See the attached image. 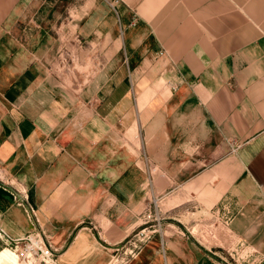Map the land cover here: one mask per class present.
<instances>
[{
    "label": "crops",
    "instance_id": "obj_1",
    "mask_svg": "<svg viewBox=\"0 0 264 264\" xmlns=\"http://www.w3.org/2000/svg\"><path fill=\"white\" fill-rule=\"evenodd\" d=\"M115 1L77 0L57 46L47 0H0V227L115 264L153 195L264 264V0ZM67 59L86 83L59 77ZM208 251L166 229L126 264Z\"/></svg>",
    "mask_w": 264,
    "mask_h": 264
},
{
    "label": "rangeland",
    "instance_id": "obj_2",
    "mask_svg": "<svg viewBox=\"0 0 264 264\" xmlns=\"http://www.w3.org/2000/svg\"><path fill=\"white\" fill-rule=\"evenodd\" d=\"M43 0H39L35 4L34 7H40ZM47 7H54L57 12L53 16L55 21H58V25L60 27L53 30V34L55 39H57V46L61 44V36L68 35L70 32L72 34V29L70 28H62L61 24L63 20H67L72 15L73 18L76 17L77 13L75 7L77 6V0H66L63 3L59 2L58 4H54L51 0H47ZM58 7V8H57ZM73 11V12H72ZM28 22H26V25ZM35 29H32L34 31ZM31 27L27 29V36H30L32 33ZM22 43H26L25 38L22 39ZM57 57V55H55ZM77 61H72L71 59H67L65 61V66L70 70L64 76L60 75L63 82L68 85H74L75 82L80 78L81 84L90 78V76H82L79 77L76 74V70L72 68H78ZM133 137H138V131L135 127L133 130ZM135 138V139H136ZM171 206L166 204L162 198L150 195L148 199V207L146 213L143 214L141 220V227L129 237L127 242L125 243L123 248H120L115 252V264H126L134 255L141 251L143 247H147L150 242L157 241L158 244L160 242V238L162 233H165L166 229H176L181 231V228L187 227L190 229L193 240H197L200 245H202L203 249L208 248V255L213 261V264H252V256L251 252L248 251L245 247L240 245H235L231 242L228 237L227 230L220 226L219 223L216 224L218 230L213 232L211 230L206 229V224L215 223L213 220H195L191 219V214L188 211L185 212H176L169 210ZM196 218V216H193ZM196 224L205 225V229H200L199 227H195ZM1 228V227H0ZM159 247L150 249L149 251L153 253L154 256L160 254L163 257L164 252L160 245ZM146 249V248H145ZM159 250V251H158ZM150 253V254H151ZM145 255H149L147 251ZM208 259V258H207ZM157 263V262H156ZM0 264H23L22 261L16 257L14 251L11 249L4 239L2 235H0ZM209 264V263H208Z\"/></svg>",
    "mask_w": 264,
    "mask_h": 264
},
{
    "label": "built area",
    "instance_id": "obj_3",
    "mask_svg": "<svg viewBox=\"0 0 264 264\" xmlns=\"http://www.w3.org/2000/svg\"><path fill=\"white\" fill-rule=\"evenodd\" d=\"M115 3H119V0H116ZM141 152L143 157L147 159L143 149ZM0 235L4 237L23 264H59L55 251L45 243L38 232L29 233L20 238H12L0 228Z\"/></svg>",
    "mask_w": 264,
    "mask_h": 264
},
{
    "label": "bare ground",
    "instance_id": "obj_4",
    "mask_svg": "<svg viewBox=\"0 0 264 264\" xmlns=\"http://www.w3.org/2000/svg\"><path fill=\"white\" fill-rule=\"evenodd\" d=\"M16 255V254H15ZM16 257H17V255H16ZM18 258V257H17Z\"/></svg>",
    "mask_w": 264,
    "mask_h": 264
}]
</instances>
